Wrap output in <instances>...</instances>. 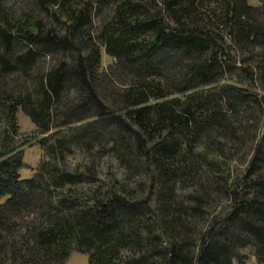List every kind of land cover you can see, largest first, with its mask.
Listing matches in <instances>:
<instances>
[{"label":"trees","instance_id":"16d2710c","mask_svg":"<svg viewBox=\"0 0 264 264\" xmlns=\"http://www.w3.org/2000/svg\"><path fill=\"white\" fill-rule=\"evenodd\" d=\"M258 1L0 0V264H264Z\"/></svg>","mask_w":264,"mask_h":264},{"label":"rangeland","instance_id":"374dc122","mask_svg":"<svg viewBox=\"0 0 264 264\" xmlns=\"http://www.w3.org/2000/svg\"><path fill=\"white\" fill-rule=\"evenodd\" d=\"M29 0H6V5L17 11L19 15H26L22 13L23 9H28L27 4ZM252 2L259 3L258 0H251ZM28 9L27 11H29ZM35 12L40 16L45 17V13H41L39 9H35ZM47 60V59H46ZM116 58L103 48L102 52V67L107 68L111 64L115 63ZM257 88L264 92L261 86ZM18 121L20 124V136L25 141L24 144V160L25 165L21 167V174L23 177H30L34 175L37 166L41 162L44 154L43 146L39 143L38 137L41 134L36 129V124L32 121L30 116L22 109L18 112ZM65 264H90V255L88 251L73 249L67 258ZM240 264H257V257L251 248L244 249L243 261Z\"/></svg>","mask_w":264,"mask_h":264}]
</instances>
